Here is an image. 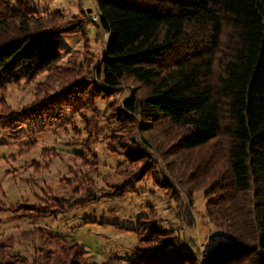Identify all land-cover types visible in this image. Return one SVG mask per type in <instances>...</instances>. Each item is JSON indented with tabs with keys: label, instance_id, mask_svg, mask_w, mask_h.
<instances>
[{
	"label": "trees",
	"instance_id": "1",
	"mask_svg": "<svg viewBox=\"0 0 264 264\" xmlns=\"http://www.w3.org/2000/svg\"><path fill=\"white\" fill-rule=\"evenodd\" d=\"M95 1L96 27L108 33L98 68L103 84L90 76L67 79L68 71L54 75L38 99L6 117L10 130L35 122L43 130L72 111L88 135L98 134L106 127L89 120L97 111L87 118L95 99L134 85L117 114L126 134L136 116L175 129L174 152L183 156L163 170L149 155L157 180L188 196L203 190L209 221L231 238L184 252L182 234L140 216L128 227L140 243L133 256L101 264H264V0ZM36 13L29 0H0V87L47 70L60 58L59 35L80 30L81 21L59 24L62 12ZM142 136L120 141L125 162L148 164L150 143ZM82 247L72 240L40 264H61L67 251ZM73 260L67 264H79Z\"/></svg>",
	"mask_w": 264,
	"mask_h": 264
},
{
	"label": "rangeland",
	"instance_id": "2",
	"mask_svg": "<svg viewBox=\"0 0 264 264\" xmlns=\"http://www.w3.org/2000/svg\"><path fill=\"white\" fill-rule=\"evenodd\" d=\"M29 1L36 14L62 12L59 24L81 21V27L59 35L63 44L60 58L47 70L31 80L23 78L0 87V264L12 259L40 264L42 256L46 261L72 240L83 247L67 251L61 264L70 262L72 256L79 264H101L114 256L125 261L140 244L136 231L128 228L140 216L156 218L174 235L182 234L178 245L184 252L229 241L230 235L209 221L203 190L188 196L175 182L174 187L165 188L166 182L157 180L149 155L163 170L167 161L182 158L174 152L178 149L176 130H168L167 122L153 124L136 116L130 122L132 131L128 129L126 134L128 124L117 114L134 85L122 84L109 100L106 96L95 99V111L89 110L87 118L97 111L89 120L96 119L106 127L98 134L88 135L86 123L72 111L43 130L37 122L10 130L6 117L38 99L41 88L54 75L68 71L67 79L90 76L103 84L98 68L108 33L96 27V1ZM140 129L150 143L145 157L148 164L125 162L123 150L117 146L131 133L141 140Z\"/></svg>",
	"mask_w": 264,
	"mask_h": 264
},
{
	"label": "built area",
	"instance_id": "3",
	"mask_svg": "<svg viewBox=\"0 0 264 264\" xmlns=\"http://www.w3.org/2000/svg\"><path fill=\"white\" fill-rule=\"evenodd\" d=\"M99 16V11H97V13L94 14V18L98 19Z\"/></svg>",
	"mask_w": 264,
	"mask_h": 264
}]
</instances>
